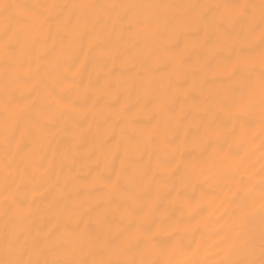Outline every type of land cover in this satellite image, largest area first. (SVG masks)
I'll return each mask as SVG.
<instances>
[{"label":"snow or ice","instance_id":"obj_1","mask_svg":"<svg viewBox=\"0 0 264 264\" xmlns=\"http://www.w3.org/2000/svg\"><path fill=\"white\" fill-rule=\"evenodd\" d=\"M188 32L197 33L196 39L189 41ZM125 34L143 35L156 45L155 60L145 62L134 73L135 82L126 91H154L157 103L153 111L170 117V125L180 128L184 143L199 145L208 153L212 166L194 164L184 170L182 180L209 176L217 169L232 173L237 194L226 201L231 212L225 209L210 245L206 246L203 235L185 245L178 236L182 229L153 220L166 195L159 188L142 206L138 194L121 192L118 175L113 178L97 173L87 184L76 186L78 195L68 191L63 204L54 213L45 212L41 226L33 228L32 217L37 211L34 199L22 180L9 179L12 174L6 165L0 201L5 216L0 264H264V181L257 199L249 188L250 178L242 179L246 158L239 152L257 137L264 151V0L235 4L0 3L6 150L12 147L19 151L26 132L34 129L39 134L55 123L56 115L75 110L70 101L57 99L49 113L43 112L37 107L39 90L17 99L18 91L35 89L40 83L43 58L51 57L56 76L62 77L64 72L78 70L77 53L83 55L86 43L90 50L98 51L106 72L109 68L116 72L119 49L112 45V39ZM194 48H199L200 55L189 63ZM162 63L174 75L166 84L156 79L155 68ZM119 68L121 76L128 71L125 63ZM218 75L228 82L227 87H212ZM180 81L199 93L198 99H191V108L201 115L187 124L189 113L183 104L189 97ZM109 84L106 77L105 87ZM43 94L49 100L53 97L48 89ZM175 105L181 106L179 113ZM257 109L258 123L250 119ZM169 134H165V143L176 150L175 155L161 158L159 163L162 168L174 169L179 145L167 140ZM120 135L123 139V130ZM119 148L120 142L113 145V158ZM161 184L172 187L163 179ZM117 196L130 202L121 206L119 224L97 213L91 219L93 228L79 227L81 208L92 213L94 205H112ZM176 203L187 208L191 201ZM208 248L213 249L212 260L207 259ZM182 256L191 258L182 260Z\"/></svg>","mask_w":264,"mask_h":264},{"label":"bare ground","instance_id":"obj_2","mask_svg":"<svg viewBox=\"0 0 264 264\" xmlns=\"http://www.w3.org/2000/svg\"><path fill=\"white\" fill-rule=\"evenodd\" d=\"M40 4V3H142V4H201V3H259V0H0V3ZM197 33L188 32L186 38L195 40ZM184 38L181 39V42ZM52 45L49 40L48 46ZM112 45L119 49L116 57V72L109 68L106 72L105 63L98 59V51L90 50L83 44V55L77 53L78 70L64 72L62 77L55 73V62L51 57L43 58L39 73L40 83L35 89L25 87L15 95L23 100L30 93L39 90L41 98L37 107L45 113L57 99L70 101L74 111H65L56 115L55 123L41 133L34 129L26 132L19 142V151L4 144L3 127L5 121L4 105V75L3 64L0 61V201L4 194L5 166L7 165L11 176L9 179L23 181V187L28 195L34 199L37 209L32 217L33 228L41 226L45 212L54 213L56 207L62 205L65 194L72 191L73 196L78 195L77 185L83 186L97 173L120 177L122 193H134L139 196V204L146 206L153 197L157 188L165 193L160 208L154 213L155 223H165L182 229L178 236L185 245L199 241L203 235L206 246L211 244V237L215 235L218 221H222L225 209L231 212L226 201L237 194V187L230 178L232 173L226 169H217L209 176L187 179L184 170L194 164L204 168L211 167L208 153L199 145L187 144L182 140V133L178 126L169 123L170 117L153 111L157 103L156 93L152 90L145 92L126 91L135 81L134 73L139 71L147 62L152 64L155 60L156 45L151 39L143 35L125 34L114 36ZM58 46V42H57ZM200 55L199 48H194L189 63L196 61ZM128 65V71L121 76L119 65ZM156 79L166 84L174 75L166 64H159L155 68ZM106 77L110 80L105 87ZM189 102L183 104L185 112L189 113L187 124L193 118H199L201 113L191 108V99L199 98V93L190 84L180 81ZM228 82L218 75L212 87L223 89ZM51 90L53 97L49 100L43 93ZM147 102L145 104V97ZM184 96L181 97V101ZM139 101V102H138ZM141 105H144L141 107ZM181 106L175 105L179 113ZM127 115L120 119V115ZM258 123L259 110L250 117ZM218 123V121H217ZM123 130V139H121ZM168 141L179 145V156L175 161L174 169H165L160 166V159L175 155L176 150L165 143V134ZM114 137V138H113ZM105 139L107 142L105 143ZM120 142L119 151L112 156L113 145ZM127 150V157H125ZM237 151L233 149V152ZM241 157L246 158L243 163L242 179L251 180L249 188L257 199L259 198V185L264 181V151L257 137L254 143L239 149ZM44 167L40 168L39 165ZM123 169V170H122ZM167 181L172 187L161 184ZM238 185V182H236ZM189 200L187 208L180 207L176 202ZM130 203L120 196L114 197L112 205L99 203L94 205L95 211L89 213L81 208L82 222L79 227L83 230L94 227L91 219L96 214H103L113 224H119L121 206ZM53 205V207H50ZM259 207V205H256ZM171 208V211H167ZM5 216L0 210V258H3V235ZM207 259H213V249L208 248ZM191 257L182 256L180 259L188 260Z\"/></svg>","mask_w":264,"mask_h":264}]
</instances>
